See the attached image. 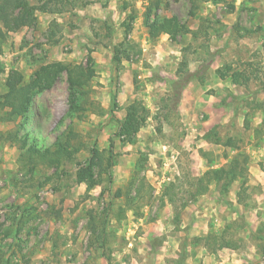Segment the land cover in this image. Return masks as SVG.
<instances>
[{"label":"rangeland","instance_id":"rangeland-1","mask_svg":"<svg viewBox=\"0 0 264 264\" xmlns=\"http://www.w3.org/2000/svg\"><path fill=\"white\" fill-rule=\"evenodd\" d=\"M147 19L181 28L151 39ZM0 29V101L11 76L32 97L0 120V264H264V0H21ZM56 62L94 72L81 119L64 70L35 83ZM132 104L146 119L128 142L116 133ZM69 130L82 147L53 165L6 140L53 150ZM91 147L89 185L77 164ZM237 161L242 177L192 199L197 178Z\"/></svg>","mask_w":264,"mask_h":264},{"label":"trees","instance_id":"trees-1","mask_svg":"<svg viewBox=\"0 0 264 264\" xmlns=\"http://www.w3.org/2000/svg\"><path fill=\"white\" fill-rule=\"evenodd\" d=\"M21 0H0V22L4 21L5 18L11 15L12 10L17 8V4ZM148 21V19L146 20ZM148 31L151 39L156 38L160 34H172L176 29L181 28L173 19H162V20H152L148 21ZM184 30V27H182ZM175 30V31H174ZM4 36L0 29V53L2 51V43ZM117 59V57H115ZM228 68H226L227 70ZM66 72L67 85L69 89V103H68V114L81 119V113L83 110L82 103L79 101V93L82 88H84L91 78L94 75V72L90 68H83L80 65L66 66L62 63H52L40 67L35 71V83L40 87L41 90L46 89L50 85L51 74H57L61 71ZM241 72H232L230 81L233 84H239V78L243 77ZM221 79L225 78L223 72L219 73ZM18 80L9 78L11 91L9 96L5 97L0 101V111L4 112V109H7L3 113L4 116L0 117V120L3 121H12L17 117H23L29 110V107L32 102V97L29 94V85L28 84H19L16 82ZM144 112L138 104L130 105L127 110L123 121H120L119 131L116 133V136L124 139L128 142L132 140L133 135L139 130L140 127L144 124L146 119ZM77 137V134H74L72 131H67L60 140L54 143V148H45L43 150L38 149L36 146H28L27 136L25 135L21 139L17 138L16 134L9 135L6 140H10L14 143H20V148L24 152L20 156V160L23 159L24 162L28 164L35 165L39 163H48L49 165L59 164L63 160H71L74 155L81 149V144L76 142L74 139ZM112 143L109 144L108 148V157L106 158V166L104 172L108 175L109 180V171L113 165V152H112ZM26 148V149H25ZM90 156L84 160L82 163L77 164L79 167L77 171V176L80 181L86 182L89 185L93 184V168L94 166H101V157L100 153L94 148L91 147L89 150ZM83 164V166H81ZM244 167L241 163L231 165L227 170L225 169H215L208 170L202 174L201 177L197 178L194 183V191L192 194V199L195 196L201 195L206 191L208 183L211 181H220L226 179L228 182L235 181L239 177L244 175Z\"/></svg>","mask_w":264,"mask_h":264}]
</instances>
